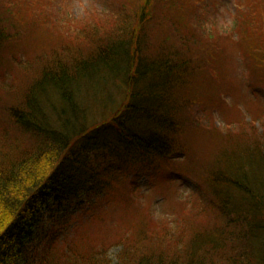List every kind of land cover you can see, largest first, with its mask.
Masks as SVG:
<instances>
[{"label":"trees","instance_id":"16d2710c","mask_svg":"<svg viewBox=\"0 0 264 264\" xmlns=\"http://www.w3.org/2000/svg\"><path fill=\"white\" fill-rule=\"evenodd\" d=\"M17 1L16 31L0 19V65L3 51L22 43L29 83L10 111L0 104V264H112L113 245L122 247L117 264H264V146L229 122L225 130L196 124L219 147L200 179L192 175L198 188L171 226L141 206L134 220L124 217V231L99 242L82 239L89 231L74 232L78 247L59 241L66 233L40 235L52 212L65 214L68 229L101 196L108 207L113 186L135 191L129 177L138 171L171 163L179 173L202 93L227 94L231 44L247 82L264 79V0H231L228 29L209 23L219 7L210 0H100L104 10L86 25L60 0Z\"/></svg>","mask_w":264,"mask_h":264},{"label":"rangeland","instance_id":"374dc122","mask_svg":"<svg viewBox=\"0 0 264 264\" xmlns=\"http://www.w3.org/2000/svg\"><path fill=\"white\" fill-rule=\"evenodd\" d=\"M26 1L22 0L24 4ZM60 1L63 3V7L68 9L70 16L78 19L76 21L81 25L94 23L95 20L87 18L94 13L96 14V12L103 11V5H105L100 0ZM30 2L33 1L30 0ZM204 2H207V0H204ZM217 2L219 7L214 5L215 12L212 15L210 14L208 21L209 23L219 22L220 26L228 29L232 26L233 20L231 0H210V4ZM17 4H20L17 0H0V15L4 13L0 19L4 21L5 25L9 24L12 31H16V29H13L11 24H15V21L10 8L16 10ZM23 23L26 25V19H23ZM40 39L39 36L37 40L40 41ZM22 50L23 44L18 42L14 50L7 48L1 55V62L4 63L0 65V104H9L4 111L7 109L10 111L12 105L23 94L24 86L29 83L24 78V73H22L21 63L25 62V59L28 61L27 55L22 53ZM36 51L37 47L34 46L31 52L35 53ZM226 55L233 56L231 63H225L226 79L224 80L223 89L227 91V94L213 86L202 93L200 100L201 103L204 102L205 104L198 102L197 107L200 110L193 113L197 120L190 122L184 129V138L186 143L189 144L192 154L190 158L186 156L184 161H179L181 166L178 169V174H173L175 168L171 163L164 166L160 173L158 171L150 172L151 168H148V173L138 171L135 175L129 177V183H132L135 191L130 190L124 184L117 188L113 186L108 207L102 201L103 197L101 196L93 214L88 213L87 209L77 212L74 223L68 229L63 230L62 228L68 222L65 214L59 218L60 212H52L49 215L50 217L44 221V228L42 227L40 235L50 237L53 235V229L57 232L55 235L58 232L66 233L63 237L59 236L60 242H64L68 238L66 244L80 246L83 242L74 238V232H76V236H85L89 231L90 236L82 239L89 240L93 237L95 242H97L96 240L99 242L105 235H114L124 231V227L128 224L124 217L129 214V217H132L131 220H134L135 217L139 216L141 206H152L157 221H162L165 225L171 226L173 224L171 215L179 210L181 205H185L186 201L184 199H188L198 188V179L192 175L197 174L200 179V174L209 165H206L207 161L214 157L219 147V142L211 138L207 132L195 130L196 124L199 122L209 125L210 122L214 121L215 128L221 127L224 130L226 129L225 123H232L241 130L242 140L254 142L257 147L262 148L264 146V79L261 78V73H258L252 75L249 79L251 83L247 82L245 71L240 66V53L235 45L231 44ZM202 105H205L206 109L203 110L200 107ZM2 129L0 127V132H4V129ZM140 169L142 168L136 170ZM156 173H159V175ZM132 196L134 198H131ZM124 203H129L130 209ZM66 206L69 213H72L69 202ZM215 219L216 217H211L210 212L206 214L205 223L209 226L215 225ZM74 225H76L75 228L69 234L68 232ZM121 251V245L111 247L109 255L112 264H117Z\"/></svg>","mask_w":264,"mask_h":264}]
</instances>
